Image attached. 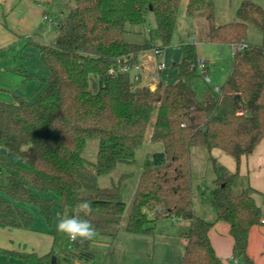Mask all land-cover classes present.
I'll return each instance as SVG.
<instances>
[{"label": "trees", "instance_id": "trees-1", "mask_svg": "<svg viewBox=\"0 0 264 264\" xmlns=\"http://www.w3.org/2000/svg\"><path fill=\"white\" fill-rule=\"evenodd\" d=\"M259 1L244 0L237 22L217 26L215 0H186L188 17L206 19L211 43L245 44L234 54L221 93L207 89L200 98L195 44L182 43V60L173 64L177 82L160 84L154 91L136 87L123 69L150 48L126 42L127 25L144 27L152 14L154 33L166 47L184 0H69L55 24L56 38L37 45L49 70L44 89L34 102L21 97L14 103L0 101V228L35 230L34 216L18 203L36 207L52 225L55 209L70 214L77 201L87 200L92 213L86 219L98 236L116 237L124 218L125 230L135 235H154L161 218L188 221L181 264H223L209 238L214 223L195 214L191 151L219 149L234 157L239 167L242 156L264 139V43L246 44L249 26L264 36ZM156 107L150 140L162 143L164 150L146 159L128 204L120 184L101 188L98 180L120 164L135 163ZM90 140L99 141L95 162L85 157ZM213 166L215 187L203 200L217 221L229 224L234 258L254 264L248 255L249 235L263 224L262 210L250 190L235 192L238 171L230 174L215 159ZM90 245L91 240L72 242V248L64 249V258L91 261ZM0 254L25 264H59L54 254L2 249Z\"/></svg>", "mask_w": 264, "mask_h": 264}, {"label": "crops", "instance_id": "crops-1", "mask_svg": "<svg viewBox=\"0 0 264 264\" xmlns=\"http://www.w3.org/2000/svg\"><path fill=\"white\" fill-rule=\"evenodd\" d=\"M67 2L66 0H0L1 102L14 103L15 97L26 99L21 96V93L30 82H36L38 86L34 95L42 89L43 79L37 78L29 69L33 58L30 50L35 47L38 49V44L49 43L47 39H49L51 26L46 17L54 20L55 16L59 19L63 16L61 10L66 12L64 5ZM205 60L208 62L207 67L205 73L200 74L199 80H202L205 75L208 76L209 73V61ZM163 73L164 71L159 74L158 85L164 82ZM30 75L32 78H28ZM224 153L222 150L213 149L211 155L230 174L238 171L239 178L234 190L237 194L250 190L264 217V139L254 151L242 156L239 167L236 160L233 163ZM127 172L123 168L122 176L127 175ZM205 196L207 195L203 194V198ZM61 214L64 213L59 209H56V213L54 211L52 225H49L40 215L32 214L35 218L34 231L0 228V249L18 253H36L39 256L54 254L59 264H149L150 251L155 252L152 264H181L182 262L187 244L184 234L190 228L188 221H179L186 230L181 234L170 233L157 246L154 243L156 233L135 235L121 227L117 236L113 238L95 235L89 250L94 256L93 260L86 261L76 257L64 258L63 251L70 244V240L67 237L63 238L64 236L57 237L56 223ZM213 223L209 238L218 258L223 264H244L242 260L234 258V242L229 224L217 220ZM248 255L254 264H264V223L251 229ZM0 264L25 263L21 259L0 254Z\"/></svg>", "mask_w": 264, "mask_h": 264}, {"label": "rangeland", "instance_id": "rangeland-1", "mask_svg": "<svg viewBox=\"0 0 264 264\" xmlns=\"http://www.w3.org/2000/svg\"><path fill=\"white\" fill-rule=\"evenodd\" d=\"M243 1L244 0H215L216 25L223 26L229 23L237 22V11ZM185 4L186 0H184L180 9L177 25L174 30L171 43L168 46L164 47L161 37L154 33L156 24L155 18L152 14L149 16L148 23L144 27L128 24L126 27V33L124 34V40L131 44H149L153 45L155 48H162L161 57L155 59L156 61L163 62L166 66L163 73V86L167 84H174L178 80L177 70L173 69V64L179 63L182 60V43L186 42L195 44L198 57L205 58L209 61L208 77L210 81L207 82L204 78L196 81L197 94L200 98H202L207 89H215L216 87L222 88L223 84L232 72L234 54L231 45L215 44L209 41V26L206 19L204 17H198L195 19L188 17ZM259 4L262 8H264V0L259 1ZM53 18L54 20H49V24L51 26L49 30V39H47L49 43H51L57 36L55 24L58 19L55 16ZM263 43V33L256 27L249 26L246 44L262 45ZM30 51L33 55L29 68L30 72L37 78L46 80L49 77V70L43 64L38 49L35 47L31 48ZM148 66L151 67L150 64ZM201 75L203 74L201 73ZM37 88L38 86L36 82H30V84L25 87V91L21 93V96L25 97L30 102H34L37 99V95H34ZM43 89L44 87L42 90ZM156 117L157 107L153 112L144 145L136 153L135 163L133 165L120 164L111 175L104 176L98 180V185L101 188L111 187L113 184H120L123 199L128 204L133 198L146 159L150 155L164 150V145L162 143H153L150 140ZM98 145V140H90L87 143L85 157L91 162H95L97 159ZM211 152L202 147L193 148L191 151V166L194 181L193 193L196 215L206 221L215 222V212L211 206L203 200V194L208 195L214 189V181L217 177L213 166L214 157H212ZM224 154L229 157L233 163H235L234 157L227 153ZM216 162L220 164L217 160ZM123 168L128 171L127 175H124V177H122ZM39 195L42 199H56L52 194ZM17 206L31 212L35 216L40 215L39 210L32 205L18 203ZM54 211L56 213V209ZM40 217L42 216L40 215ZM41 219L43 220V218ZM174 222L176 221L161 218L155 223L156 235L154 236V243L156 246L162 243L170 233L181 234L184 230H186L185 227L179 223V221L176 223ZM125 223L126 219L124 218L121 225L122 228H125ZM61 236H64L63 238L66 237L64 234L58 232L57 237L60 238ZM154 256L155 252L150 251L148 259L149 264H152Z\"/></svg>", "mask_w": 264, "mask_h": 264}, {"label": "built area", "instance_id": "built-area-1", "mask_svg": "<svg viewBox=\"0 0 264 264\" xmlns=\"http://www.w3.org/2000/svg\"><path fill=\"white\" fill-rule=\"evenodd\" d=\"M46 20L49 19L46 17ZM233 49V54L241 51L245 44H235L231 45ZM162 51L159 48H155L153 45H150V48L144 51L138 58L137 61L127 64L123 69L124 71L130 73L133 83L136 87H147L154 91L158 87L159 83V74L166 69V66L163 62L156 61L155 58L161 57ZM143 59V60H142ZM148 61V62H147ZM207 61L203 58H197L196 67L198 72L201 74L205 73L207 67ZM151 65L148 66V65ZM204 79L209 82L210 79L208 76H204ZM216 94H220V88L216 87L213 89ZM149 217L154 218L155 214H149ZM264 223V221H263ZM68 248H72V241Z\"/></svg>", "mask_w": 264, "mask_h": 264}, {"label": "clouds", "instance_id": "clouds-1", "mask_svg": "<svg viewBox=\"0 0 264 264\" xmlns=\"http://www.w3.org/2000/svg\"><path fill=\"white\" fill-rule=\"evenodd\" d=\"M91 213V202L79 200L72 206L70 214L59 215L56 229L74 243L88 242L96 235L94 225L86 219Z\"/></svg>", "mask_w": 264, "mask_h": 264}]
</instances>
